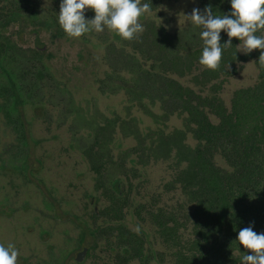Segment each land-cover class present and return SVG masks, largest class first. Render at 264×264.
Wrapping results in <instances>:
<instances>
[{"label":"rangeland","instance_id":"rangeland-1","mask_svg":"<svg viewBox=\"0 0 264 264\" xmlns=\"http://www.w3.org/2000/svg\"><path fill=\"white\" fill-rule=\"evenodd\" d=\"M36 1L42 23L30 27L43 33L41 41L48 51L41 56L54 75L50 72L51 77L40 84L27 85L29 165L20 158L26 147L0 112V244L15 246L19 264H78L80 244L91 247L80 264H123L116 232L108 231L122 225L135 233L139 228L145 240V262L127 264H173L146 214L156 207L181 216L193 211L179 173L187 166L189 148L197 142L165 97L160 81H155L156 75H149L169 71L172 55L154 47L149 28L163 26L175 52L203 47L202 29L185 16L196 7L203 11L204 0H165L141 20L144 31L132 41L108 29L71 38L59 22L48 34L51 18L58 20L62 0ZM19 30L18 24L12 27L15 36ZM241 47L242 43L239 53L246 55ZM21 55H14L13 61L25 68L27 58L23 55L22 61ZM201 68L198 65L192 74L175 78L196 88L223 82L220 95L227 107L237 90L258 83V66L252 58L237 63L233 75L222 74L216 80L200 75ZM194 76H199L196 84ZM95 136L112 158L106 183L119 179L129 199L120 222L100 215L106 202L84 157ZM216 163L227 167L219 155Z\"/></svg>","mask_w":264,"mask_h":264},{"label":"trees","instance_id":"trees-1","mask_svg":"<svg viewBox=\"0 0 264 264\" xmlns=\"http://www.w3.org/2000/svg\"><path fill=\"white\" fill-rule=\"evenodd\" d=\"M162 1L141 0L151 4L152 10ZM208 5L218 15L232 10L230 0H204V8ZM149 32L154 47L162 54L168 52L169 46L172 49L170 36L163 26H152ZM227 40V34L222 31L221 44ZM237 41L233 38L232 46L224 48L220 68L207 69L205 75L215 77L225 66L247 60L236 51ZM171 54L170 77L156 71L149 75H156L155 81H160L165 97L184 116L186 126L197 141L196 147L189 148L187 166L179 173L194 207L187 216L160 207L151 208L146 220L169 251L173 264H242V256L251 252L239 244V231L252 226L253 231L264 232V69L260 85L236 92L229 112L216 96L185 88L173 79L171 75L182 73L183 62L178 53ZM196 57H199L197 53L188 56L187 70L194 65ZM213 114L220 118L219 125L211 121ZM94 144L100 147L103 141L97 136ZM87 155L99 177L98 188L105 189L109 202L101 215L111 221L124 220L129 199L121 198L116 186L104 182L108 167L104 153L90 150ZM216 155L221 156L226 168L217 166ZM138 216L141 217L140 210ZM188 229L190 234L185 235ZM108 231L116 232L123 264L131 260L145 262V240L141 235L122 225L108 227Z\"/></svg>","mask_w":264,"mask_h":264},{"label":"clouds","instance_id":"clouds-1","mask_svg":"<svg viewBox=\"0 0 264 264\" xmlns=\"http://www.w3.org/2000/svg\"><path fill=\"white\" fill-rule=\"evenodd\" d=\"M230 3L232 10L228 14H214L208 5L203 11L196 7L190 15H184L188 22L202 29L203 50L199 63L217 71L224 48L232 46V39L237 38L242 42L240 51L244 54L260 50L259 63L264 66V0H230ZM89 9L95 12L93 19L85 18ZM151 13L152 5L141 0H62L58 22L71 38H81L92 30L99 33L108 29L121 39L132 41L144 31L141 18ZM222 31L228 36L224 44H221ZM237 240L251 252L242 256V264H264V232L245 227L239 231ZM19 255L13 244L7 247L0 244V264H19Z\"/></svg>","mask_w":264,"mask_h":264},{"label":"flooded vegetation","instance_id":"flooded-vegetation-1","mask_svg":"<svg viewBox=\"0 0 264 264\" xmlns=\"http://www.w3.org/2000/svg\"><path fill=\"white\" fill-rule=\"evenodd\" d=\"M164 1L165 0H163L160 3V5H162ZM160 5L158 6V8L160 7ZM203 7H204V4H203ZM153 11L155 10H152V12ZM94 16H95L94 10L89 9L85 13L86 19H93ZM144 18L145 17H142L141 20H143ZM51 20H52V25L46 31L48 34H51L52 32H54V23H55V26H57L58 24V20L54 21V18H51ZM40 23H42L41 16H40V9L38 6V2L36 0H0V112L6 117V120L12 126L13 131L16 134H18L19 136L18 139L19 141H21V144L26 147V151L21 152L20 158L22 159L23 162H26L28 165L30 164V161L32 158L31 156L32 149L30 147L29 129L27 127V120H26V116L24 112V108L27 105V94L26 93L29 90V88H27V85H31L33 83L40 84L42 81L46 80L48 77H51V74L54 75L51 71H49V68L45 64L46 62L42 59V56H41L43 53L48 51V45L42 44L43 42L41 41V36L43 35V33H39L35 30L36 28L30 27L31 25H36L38 27ZM16 24L20 25V30L15 36L14 32H12V27L13 26L15 27ZM167 34L168 36H170L169 33ZM259 34H262V33H258V35ZM28 37L31 38L30 41H28ZM170 40H171L172 49L169 46L168 52L166 54L171 55V53L174 52V53H178L179 57H181L183 64L181 65V68H180L182 73L178 74L180 78H184L187 75L192 74L194 70L197 69L198 65L202 66L199 63V59L202 55L203 47L197 48L193 51H188V52H175L173 48L171 36H170ZM241 43L239 40L236 42V45H235L236 51L238 52L240 56L247 57V60H237V62H235L234 65L225 66L224 71L221 72L220 74L218 73L217 76L215 77H210L208 75H205L204 71L207 70V68L202 66L200 75H204L206 78L210 80H216L222 74L233 75L236 71L237 63L242 62V61L246 62L252 58L253 60L255 59L257 66H258V71H259L258 83L252 87L243 88V89L255 88L257 85H260L261 73L264 69V66H261V64L259 63L260 52L259 54H257V50H254L251 54L241 55L239 53V46L241 45ZM20 46H23L22 48L24 50H20L19 49ZM19 53L22 54L20 57L22 61L24 58L23 55H25V57L27 58V59H24L25 68H23V66H19L20 64H17L16 62L13 61L14 55H18ZM195 53H197L199 57L195 58L194 65L190 67L191 68L190 70H187L186 68L187 58L190 54H195ZM226 67H230L228 71L226 70ZM168 69L169 71H167L166 73L170 77V74H169L170 67L169 66H168ZM175 76L177 75L175 74H173V76L171 75V77L173 79H176L179 82V84L182 85L183 87L195 89L197 92L199 90H204L205 94L209 92L210 95H214L218 99H221L223 101L220 95V92L223 87V82L212 84V81H210L211 85H208V83L204 84L203 86L199 84L198 88H196V87H192L190 85L182 83L180 80L175 78ZM198 77L199 76H194L193 78L194 83L195 81L198 80ZM215 88H217V90L213 91V89ZM240 90H237L236 92ZM235 94L233 95L230 107H227L223 101L225 107L228 109L229 112H231L232 110V105H233ZM213 118H216L217 122H214ZM183 119H184V116H183ZM211 121L213 122V124L219 125L220 118L213 114L211 115ZM96 140H97V136H95L92 145L84 151V157L86 161L89 163L92 172L96 175L95 188L97 191L101 193L103 199L106 202L105 207L100 210V215H101V212L104 209H106L109 202L104 193L105 189L102 187L98 188L99 177L97 173L92 169V165H91V162L89 160L87 153L90 150L102 151L105 155V159L107 160V165L110 164L112 158H110L111 155L107 153L103 149L102 146L96 147V145L94 144ZM215 161H216V157H215ZM104 182L106 183V176H105ZM110 185L117 187V191L119 192V195L121 198L127 197L122 192L121 183L119 179L112 181ZM77 247H78L77 251L79 252H77L75 261L78 264H80L84 262V260L90 255L91 247L84 246L82 244H80ZM85 249H87L86 256L83 259V261L80 262L77 260L78 255L81 252H83Z\"/></svg>","mask_w":264,"mask_h":264},{"label":"water","instance_id":"water-1","mask_svg":"<svg viewBox=\"0 0 264 264\" xmlns=\"http://www.w3.org/2000/svg\"><path fill=\"white\" fill-rule=\"evenodd\" d=\"M86 253H87V249H85L83 252H81L79 255H78V261H83V259L85 258L86 256Z\"/></svg>","mask_w":264,"mask_h":264}]
</instances>
